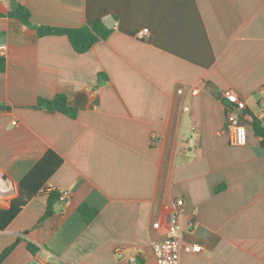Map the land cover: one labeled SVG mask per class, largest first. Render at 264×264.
<instances>
[{"label":"crops","instance_id":"1","mask_svg":"<svg viewBox=\"0 0 264 264\" xmlns=\"http://www.w3.org/2000/svg\"><path fill=\"white\" fill-rule=\"evenodd\" d=\"M17 5L37 26L113 19V31L79 54L9 17ZM0 58V207L49 151L64 160L0 232V257L20 240L3 264H157L178 199L182 240L202 248L182 264H264V149L250 123L264 125V0H1ZM227 90L246 102L245 146L225 130ZM60 94L76 119L35 108ZM60 189L70 200L44 219Z\"/></svg>","mask_w":264,"mask_h":264},{"label":"trees","instance_id":"2","mask_svg":"<svg viewBox=\"0 0 264 264\" xmlns=\"http://www.w3.org/2000/svg\"><path fill=\"white\" fill-rule=\"evenodd\" d=\"M9 17L19 20L24 25L36 29L40 37L44 36H67L73 49L83 54L91 50L95 44L100 41L108 39L112 33V29H109L101 20H97L88 23L78 28H61L51 26H37L32 22V16L28 8L17 5L14 7ZM6 70V60L0 58V73ZM38 110H44L49 113L59 112L72 119H76L79 114V109L69 105L67 97L65 95H57L54 99L38 100ZM0 110H8L7 107L1 106ZM253 126L257 137L260 140V144L264 149V125L263 123L253 117L250 122ZM64 160L55 152L49 151L45 157L36 165V167L25 177V179L19 185L18 196L13 199L7 208L0 207V232L8 228L13 220L22 212L27 204L40 193L45 184L50 178L58 171L63 165ZM59 194L53 192L50 194L47 212L44 219L52 216L54 213L52 202L55 198H58ZM79 212L82 215L86 223H91L97 216L98 210L92 208L88 204H84L79 208ZM20 240L18 239L11 247L6 249L0 257V264H3L6 257L14 250ZM28 250L32 253L38 251V247L33 243H28Z\"/></svg>","mask_w":264,"mask_h":264},{"label":"built area","instance_id":"3","mask_svg":"<svg viewBox=\"0 0 264 264\" xmlns=\"http://www.w3.org/2000/svg\"><path fill=\"white\" fill-rule=\"evenodd\" d=\"M146 34H148V29H144L139 34V38L143 39ZM178 94H184V90L179 89ZM223 97L227 104L225 130L231 134V142L234 146H245L248 142V132L243 120V112L246 109V102L232 90L225 91ZM184 110L189 111V106L186 105ZM58 193L59 200L62 203H67L71 198V192L69 190L60 189ZM183 207V199L175 201L168 222L167 237L165 240L156 242L153 245V252L157 264H182V254L184 252L200 253L202 250L201 246L188 245L182 240L181 212ZM154 227L158 228L159 224L155 223ZM117 251L120 253L122 249H118ZM133 262L136 263V258L133 259Z\"/></svg>","mask_w":264,"mask_h":264},{"label":"water","instance_id":"4","mask_svg":"<svg viewBox=\"0 0 264 264\" xmlns=\"http://www.w3.org/2000/svg\"><path fill=\"white\" fill-rule=\"evenodd\" d=\"M110 21L113 22V19H107L105 21V23H106L107 27L111 29V28H113V25L110 23Z\"/></svg>","mask_w":264,"mask_h":264}]
</instances>
